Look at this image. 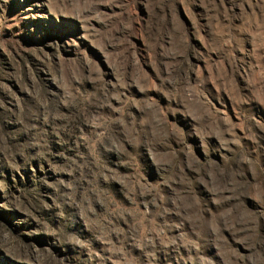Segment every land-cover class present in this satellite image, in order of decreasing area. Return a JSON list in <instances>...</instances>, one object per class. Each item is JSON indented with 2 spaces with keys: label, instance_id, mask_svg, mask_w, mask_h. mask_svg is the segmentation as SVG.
<instances>
[{
  "label": "rangeland",
  "instance_id": "1",
  "mask_svg": "<svg viewBox=\"0 0 264 264\" xmlns=\"http://www.w3.org/2000/svg\"><path fill=\"white\" fill-rule=\"evenodd\" d=\"M0 264H264V0H0Z\"/></svg>",
  "mask_w": 264,
  "mask_h": 264
}]
</instances>
